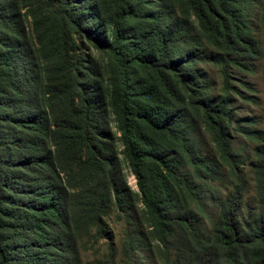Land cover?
<instances>
[{
    "label": "trees",
    "instance_id": "obj_1",
    "mask_svg": "<svg viewBox=\"0 0 264 264\" xmlns=\"http://www.w3.org/2000/svg\"><path fill=\"white\" fill-rule=\"evenodd\" d=\"M255 61L264 83V0H0V264H82L101 240L100 264L139 244L159 264H264V116L230 108L231 67ZM205 181L228 189L209 235ZM111 214L132 226L118 244Z\"/></svg>",
    "mask_w": 264,
    "mask_h": 264
},
{
    "label": "rangeland",
    "instance_id": "obj_2",
    "mask_svg": "<svg viewBox=\"0 0 264 264\" xmlns=\"http://www.w3.org/2000/svg\"><path fill=\"white\" fill-rule=\"evenodd\" d=\"M253 19V24L257 26L258 9L256 8L251 14ZM258 30L256 29V32ZM261 65L262 62L255 61L252 63L253 72L244 73L239 71L236 67H231L232 73V86L234 89L230 92L231 103L230 108L232 110L233 118L237 123H240L244 127L253 129H262V120L264 116V83L261 79ZM202 71H204L205 76L212 88V95L215 96L219 93V88L221 86V77L219 76L218 69L211 64H199L197 66ZM241 95L248 96L255 103L247 101L241 98ZM198 141L200 144V151L203 155L212 154L213 147L208 136L202 131L198 132ZM232 144L235 150L241 154L246 162L252 159V146L254 142L249 140L244 135L239 132L232 133ZM247 163L243 167V173L248 180V192L246 197H250L253 190L252 174L248 172L249 168ZM127 179L130 186L137 190L135 185V180L133 176L126 169ZM218 192L220 198H215L213 195L214 191ZM228 189L221 186L216 181H205L198 188L197 199L202 208L208 215V217L201 215L198 210L195 209V215L198 218L197 225L200 231L204 235H209L210 233V220L214 219L219 202L224 198ZM110 230L113 233L114 241L118 244L119 240L123 237L126 230L132 234V226L127 225L124 220H118L115 218L114 214H111L108 218ZM105 241L101 240L94 249H89L87 251H82L81 262L82 264H100L103 261V254L105 253ZM132 264H159L156 260L154 254H152V249L144 245L139 244L137 248L132 252Z\"/></svg>",
    "mask_w": 264,
    "mask_h": 264
}]
</instances>
